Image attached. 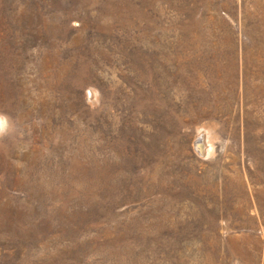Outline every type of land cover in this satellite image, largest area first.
<instances>
[{"label": "rangeland", "instance_id": "374dc122", "mask_svg": "<svg viewBox=\"0 0 264 264\" xmlns=\"http://www.w3.org/2000/svg\"><path fill=\"white\" fill-rule=\"evenodd\" d=\"M0 116V264H264V0H0Z\"/></svg>", "mask_w": 264, "mask_h": 264}, {"label": "bare ground", "instance_id": "6f19581e", "mask_svg": "<svg viewBox=\"0 0 264 264\" xmlns=\"http://www.w3.org/2000/svg\"><path fill=\"white\" fill-rule=\"evenodd\" d=\"M199 139H200V138H199ZM199 139L196 140L195 143H196V144H199V145H198L199 150L201 149L202 152H203V151L205 152V144H206V142H203L204 140L201 142ZM204 139H205V137H204ZM205 141H206V139H205ZM207 142H208V140H207ZM204 143H205V144H204ZM208 143H209V142H208ZM200 144H201V145H200ZM210 147H211V146H210ZM203 148H204V149H203ZM206 148H207V149L209 148V144L206 146ZM202 149H203V150H202ZM210 149H211V148H210ZM209 151H210V150H209ZM204 152H203V153H204ZM206 152H207V151H206ZM206 152H205V154H206ZM209 153H210V152H209Z\"/></svg>", "mask_w": 264, "mask_h": 264}, {"label": "clouds", "instance_id": "9594fccd", "mask_svg": "<svg viewBox=\"0 0 264 264\" xmlns=\"http://www.w3.org/2000/svg\"><path fill=\"white\" fill-rule=\"evenodd\" d=\"M5 126V117L0 116V134L3 133Z\"/></svg>", "mask_w": 264, "mask_h": 264}]
</instances>
